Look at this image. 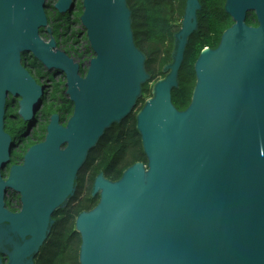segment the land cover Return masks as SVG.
<instances>
[{"label": "water", "instance_id": "obj_1", "mask_svg": "<svg viewBox=\"0 0 264 264\" xmlns=\"http://www.w3.org/2000/svg\"><path fill=\"white\" fill-rule=\"evenodd\" d=\"M73 8L74 0L53 4L61 15ZM223 8L233 23L215 49L199 53L190 103L178 111L171 91L200 10L185 0L165 76L135 115L147 162L117 181L94 178L99 200L75 219L79 264H264V0H225ZM81 10L92 52L84 76L52 37L40 36L50 33L46 0H0V264H33L88 151L135 109L149 80L126 0H81ZM250 13L257 26L246 25ZM24 54L63 74L73 108L64 126L51 115L43 140L11 164L7 100H17L24 122L44 101ZM8 191L17 212L5 207Z\"/></svg>", "mask_w": 264, "mask_h": 264}, {"label": "trees", "instance_id": "obj_2", "mask_svg": "<svg viewBox=\"0 0 264 264\" xmlns=\"http://www.w3.org/2000/svg\"><path fill=\"white\" fill-rule=\"evenodd\" d=\"M79 1L66 15L59 14L53 9L52 3L46 2V7L51 8V11L47 12L50 33L46 29H40V36L46 39L52 37L56 47L78 63L80 75L84 76L86 54L92 52L88 43L85 47L79 44L80 32L73 28V24L80 25L79 17L82 10L81 0ZM198 2L200 10L196 13L197 29L188 38L178 71V86L171 91L172 105L178 111L185 110L190 103L195 85L194 63L199 53L204 48L215 49L222 33L233 23L224 12L225 0ZM126 4L131 13L134 44L145 56L144 68L149 80L141 86V96L135 109L119 123L112 124L106 129L96 145L88 151L86 160L77 173L74 194L63 208L52 213L53 224L47 239L34 257L33 264H79L81 239L75 231V219L79 213L91 210L99 200L98 194H91L94 178L102 173L106 179L117 181L123 171L134 163L140 162L145 165L147 162L140 135L135 128V115L144 101L151 97L153 83L165 76L162 69L171 62L173 36L179 30L185 0H126ZM245 23L248 26H257L253 13L247 15ZM83 38L86 40L85 36ZM26 63L33 66L37 78L47 75L48 82H52L53 76L57 74V71L45 70L29 54H24L22 64L31 75L32 70ZM64 82L63 79L61 83L52 84L50 86L52 89L46 92L44 99H55L62 95L65 90ZM64 100L65 104H62L61 110L64 108V112L69 114L70 101L66 98ZM16 108L17 106L11 107V104L7 103L5 109L4 131L13 140L11 164L21 162L26 150L42 140L45 125L40 123L35 127L37 118L39 117L41 121L52 112L51 109L44 111L40 119V111H37L33 120L24 122L17 116ZM20 140L23 141V145L15 147ZM7 170L3 173L4 176ZM7 205L9 206V203Z\"/></svg>", "mask_w": 264, "mask_h": 264}, {"label": "flooded vegetation", "instance_id": "obj_3", "mask_svg": "<svg viewBox=\"0 0 264 264\" xmlns=\"http://www.w3.org/2000/svg\"><path fill=\"white\" fill-rule=\"evenodd\" d=\"M55 2H56V0H55ZM54 4V3H53ZM28 66V65H27ZM29 67V69H31V67H33V66H28ZM28 70V69H27ZM32 70V69H31ZM29 71V70H28ZM32 76L34 77V79L36 80V82L37 83H39L42 87H43V89H44V97H45V94H46V92H49V90H48V88H49V85L47 84L48 83V81H47V76L45 75L43 78H37L36 77V75H34L35 74V72H33V70H32ZM46 77V78H45ZM39 79H46V81L47 82H43V81H41V80H39ZM63 95V96H62ZM62 95H58L57 96V98H55V99H44L45 101H43V104L44 103H46L45 105H41L36 111H35V113L37 112V111H40V114H39V116H40V119H41V116H42V114L44 113V111H46V110H49V109H51L52 110V112H51V114L48 116V117H45V118H43L42 120H41V123L43 124V125H45V128H46V125H47V123H48V120H49V118H50V116L51 115H54V114H56L57 116H58V122L62 125V126H64L65 124H66V122H67V120L69 119V117L71 116V114H72V104H71V112L68 114L67 112H64V108L61 110V106H62V104H65V98H66V96H65V94H64V91L62 92ZM67 99V98H66ZM11 104V107H15V106H17V100H14L13 102H11V98L9 99V100H7V102H6V104ZM17 109L18 108H16V114H17ZM35 113H34V115H35ZM33 118H34V116H33ZM37 121H39V118H37ZM44 135H45V131H44ZM43 138H44V136H43ZM43 138H42V140H43ZM41 140V141H42ZM40 141V142H41ZM38 143V142H37ZM36 144V143H35ZM23 145V141H18L17 142V144H16V146L15 147H20V146H22ZM21 161H22V159H21ZM20 162V161H19ZM19 162H18V164H19ZM93 185V184H92ZM8 192H10V191H8ZM91 192H92V189H91ZM13 201V200H12ZM12 201H11V199L8 201V198H7V195L5 194V198H4V202H5V207L9 210V211H11V212H17L18 210H19V202H18V196L16 195V197H15V200L13 201V203H14V206H13V203H12ZM7 203H9V206L7 205ZM10 203H11V205H10ZM16 204V205H15Z\"/></svg>", "mask_w": 264, "mask_h": 264}, {"label": "rangeland", "instance_id": "obj_4", "mask_svg": "<svg viewBox=\"0 0 264 264\" xmlns=\"http://www.w3.org/2000/svg\"><path fill=\"white\" fill-rule=\"evenodd\" d=\"M46 2H50V3H55V0H46ZM78 2H80L79 0H74V6H75V4H77ZM67 14V13H66ZM66 14H64V15H66ZM51 16V15H50ZM73 28L74 29H76V30H78L79 32H80V37H78V41H79V44L82 46V47H85V45H87L86 43H87V41L83 38L84 36H85V33H84V31L82 30V27H80V25H76V24H73ZM44 40H48V39H46V38H43ZM86 56H87V60L85 61V65H86V63L92 58V54H90V53H88V54H86ZM29 66V64L28 63H26V66ZM31 66V65H30ZM29 68V67H28ZM31 69L33 70V72H34V69H33V67H31ZM34 75H36V74H34ZM47 76V75H46ZM46 78V77H45ZM63 79H64V77H63V75L60 73V72H58L57 71V74H55L54 76H53V78H52V82H48L47 84L49 85V88H48V90L50 91L52 88H50V86L52 85V84H54V83H56V82H58V83H61L62 81H63ZM39 80H41V81H46V79H39ZM65 91V90H64ZM46 103H44L43 105H45ZM39 118V117H38ZM41 123V121H37V123H36V125H35V127H38L39 126V124ZM28 130V129H27ZM98 194V193H97ZM6 195H7V198L8 199H11V201L13 200H15V197H16V195L15 194H13V193H11V192H7L6 193ZM13 201H12V203H13ZM16 205V204H15ZM13 206H14V203H13Z\"/></svg>", "mask_w": 264, "mask_h": 264}]
</instances>
